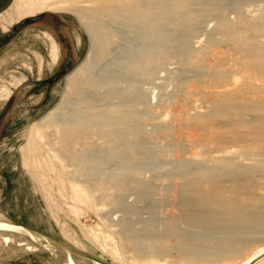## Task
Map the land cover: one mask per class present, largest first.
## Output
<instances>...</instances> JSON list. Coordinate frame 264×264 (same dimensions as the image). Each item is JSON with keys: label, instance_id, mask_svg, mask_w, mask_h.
Instances as JSON below:
<instances>
[{"label": "bare ground", "instance_id": "1", "mask_svg": "<svg viewBox=\"0 0 264 264\" xmlns=\"http://www.w3.org/2000/svg\"><path fill=\"white\" fill-rule=\"evenodd\" d=\"M238 1L233 6L234 20L219 14L223 0H11L0 12L2 31L42 12L71 15L90 44L85 59L64 76L60 101L24 135L22 165L45 187L55 188L73 203L94 202L93 193L98 192L105 201L116 204L130 189L146 197L152 192L141 184L138 168L127 163L137 155L134 145L149 139L156 148L159 135L172 145L174 170L182 183L171 195L169 216L161 224L158 220L156 225L145 224L140 233L127 226L119 233L122 245L137 262L219 264L244 255L240 264L264 247V182L258 180L264 173V14L246 16ZM208 16L219 19L214 31L219 39L210 35L200 48L189 47L196 21ZM120 25L132 28L127 44H134L127 46L118 62L114 59L111 68L104 69L101 63L116 44ZM166 32L184 33L179 51ZM217 41L232 45L230 56L212 48ZM173 51H178L180 65L194 73L192 88L207 108L201 113L188 109L183 117L168 109L162 117L175 122L170 126L161 116L155 117V107L144 105L143 90L137 89L136 82H150ZM96 66L99 68L94 69ZM9 95L4 89L1 97ZM123 98L129 102L125 99L126 104H119ZM156 118L151 132L140 125ZM191 131L199 134L186 137ZM233 158L249 163L238 164ZM101 159L119 160L122 165L109 175L94 173ZM184 164L197 168L183 173ZM164 187L165 197L161 193L159 203L169 197ZM260 188L263 192H258ZM8 235H16L22 243L5 239ZM6 250L8 254L47 253L21 234L0 231V252ZM174 250L178 260L164 258ZM53 255L65 264H90L59 250ZM257 264H264V259Z\"/></svg>", "mask_w": 264, "mask_h": 264}, {"label": "rangeland", "instance_id": "2", "mask_svg": "<svg viewBox=\"0 0 264 264\" xmlns=\"http://www.w3.org/2000/svg\"><path fill=\"white\" fill-rule=\"evenodd\" d=\"M10 2L11 0H0V12L7 8ZM236 2L239 1L223 0L219 14L234 20L233 6ZM240 3L246 10L244 12L246 16L264 14V2L261 0H241ZM192 7L200 8L198 5H192ZM35 16H41V18L21 27L0 47V225L21 226L38 232L100 264H145L134 260L130 249L122 245L119 233L124 226L134 228V231L140 233L145 224L154 222L156 225L157 220L158 224H161L169 216L172 210L171 195L173 190H176L174 188L182 183L181 176L179 177L174 170L176 155L173 147L162 135L155 138L156 148L151 145L152 142L151 140L149 142V139L138 141L134 145L137 155L127 163L130 166L133 165L134 169L138 168L136 171L141 184H144L153 194L151 193L150 197H143L137 191L130 189L120 197L116 204L105 201V198L98 192L93 193L96 196L94 202L73 203L59 194L55 188L49 190L37 176H32L33 171L22 165L20 149L26 141L24 135L35 121L60 101L64 90V76L85 59L90 46L87 35L71 15L42 12ZM218 20L217 16L198 19L196 34L189 37V47L200 48V45H205L210 35L219 39L220 34L217 31L214 32ZM15 24L8 27L6 31L0 29V38L11 33ZM127 28L124 25L117 26L115 42L119 44L110 46L109 56L101 63L104 69L107 66L111 68L124 55L123 52L127 46L134 44L132 41L127 44L129 31L132 30L130 27L129 30ZM174 33L170 35L169 32L168 34L173 37H170L172 41L174 39V43L171 42V44L173 43L177 48L185 35L181 32ZM53 41L58 48V58ZM262 41L264 42V39ZM175 47L173 50L176 49ZM212 48L222 56H230L229 54L232 53V45L225 42L217 41ZM177 50L179 51V48ZM178 51L176 53L173 51L172 58L164 64L162 69L154 72L150 82L142 80L136 82L137 89L143 90L144 105L150 103V106L155 107V117H162L171 109L177 110L178 115L183 117L188 109L201 113L207 108L205 100L192 88L195 85L193 83L194 73L180 65ZM114 59H117L116 62ZM98 66L94 69L100 67ZM59 71L61 75L58 79L47 82ZM177 83L182 85L176 87ZM4 89L10 94L7 99L1 97ZM190 89L192 94H186V91ZM125 99H120L122 103L119 102V104L129 102ZM139 106L138 109L142 110L143 105ZM161 119L167 125H175L171 118L162 117ZM157 121V118L143 121L140 125L147 132H151ZM197 134H199L198 131H191L186 137H193ZM158 148L160 150H157ZM187 155L189 153L185 156ZM259 159L263 160L262 157ZM102 160L97 161L95 166L97 170L94 169L93 172L96 171L94 173L109 175L122 165L119 160ZM242 160L233 158V161L238 164L249 163V160H244L245 162ZM183 166H186V171L183 173H191L197 168L193 164ZM261 176L264 177V173L258 175V180L262 183L264 178ZM162 186H165V193L169 196L165 202H161L164 194ZM260 189L258 192H263V189ZM157 193H160V196H157ZM158 197L161 198L160 203ZM211 232L214 233V231ZM5 239L22 243L16 235H8ZM257 247L259 245L254 246L245 254ZM8 252L10 251L0 252V264H65L57 256L49 253L19 254L18 251H14L8 254ZM164 258L178 260L179 254L174 250ZM243 258L244 255H241L237 260L219 264H237ZM259 258L253 264L262 261L264 255Z\"/></svg>", "mask_w": 264, "mask_h": 264}, {"label": "water", "instance_id": "3", "mask_svg": "<svg viewBox=\"0 0 264 264\" xmlns=\"http://www.w3.org/2000/svg\"><path fill=\"white\" fill-rule=\"evenodd\" d=\"M40 18H41V16H35V17L25 18V19L21 20L20 22L15 24V26L11 30V33H8L2 37L1 42L3 43L5 41H7L12 36V34L14 32L19 30L24 25L35 22ZM58 78H59V75H56V76L50 78L47 82H53ZM0 230L6 231V232H11V233L13 232V233L21 234V235L29 238L30 240H32L38 246L42 247L49 254L53 255L55 250H59V251H62L63 253H65L68 257L84 260V261L89 262L90 264H100L99 262H97V261H95V260H93V259H91L85 255L79 254L77 252H74V251L68 249L64 245L60 244L59 242H57V241H55V240H53V239H51L45 235H42L38 232L26 229L24 227L0 225ZM263 255H264V247L256 250L253 254L250 255V257L247 260H245L244 262H242L240 264H251L256 259H258L259 257H261Z\"/></svg>", "mask_w": 264, "mask_h": 264}, {"label": "flooded vegetation", "instance_id": "4", "mask_svg": "<svg viewBox=\"0 0 264 264\" xmlns=\"http://www.w3.org/2000/svg\"><path fill=\"white\" fill-rule=\"evenodd\" d=\"M1 39H2V37L0 38V47H1L3 44H5V42H6V41H5V42L2 43V42H1ZM52 40H53V39H52ZM53 42H54V41H53ZM54 45H55V47H56L57 58H58V48H57V45H56L55 42H54ZM56 75H59V76H60V75H61V72L59 71L57 74H55V76H56ZM53 77H54V76H53Z\"/></svg>", "mask_w": 264, "mask_h": 264}]
</instances>
